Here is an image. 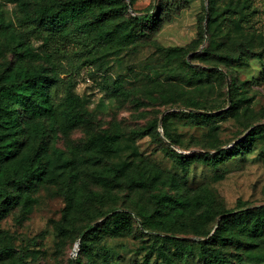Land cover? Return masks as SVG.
Here are the masks:
<instances>
[{
	"label": "rangeland",
	"instance_id": "rangeland-1",
	"mask_svg": "<svg viewBox=\"0 0 264 264\" xmlns=\"http://www.w3.org/2000/svg\"><path fill=\"white\" fill-rule=\"evenodd\" d=\"M24 1L34 16L68 0ZM125 2L97 21L114 39L77 81L82 124L29 121L14 133L0 104V144L13 135L24 143L0 160V264H264V235L249 239L238 219L216 234L225 215L264 207V129L249 137L264 126V0ZM17 10L0 0V86L52 69L42 43L14 35ZM206 114L215 116H194ZM95 135L117 138L111 153L87 149ZM219 150L234 155L214 166ZM39 166L42 182L32 175ZM7 195L14 200L2 208ZM94 224L100 231L81 252ZM211 239L223 261L202 255Z\"/></svg>",
	"mask_w": 264,
	"mask_h": 264
},
{
	"label": "trees",
	"instance_id": "trees-1",
	"mask_svg": "<svg viewBox=\"0 0 264 264\" xmlns=\"http://www.w3.org/2000/svg\"><path fill=\"white\" fill-rule=\"evenodd\" d=\"M13 1L18 3V10L10 24L14 35L29 46H32L33 43H42L52 69L50 72L45 69L34 70L26 73L20 81L12 80L0 86V104L4 105V112L7 116L4 122L10 126L14 133L23 132L25 130L24 123L29 121L39 124H42L43 120L49 121V128L52 130L62 126L67 129L76 128L85 120L83 102L75 93L77 81L83 71L94 64L99 52L114 39L109 31L101 29L97 25L100 13L105 7L115 6L119 2H122L124 8H127V4L125 0H68L56 3L53 7L40 9L33 16L24 0ZM174 5L173 3L167 5L166 9H161L157 15L158 21L170 19V11ZM180 6L179 4L176 8L179 10ZM138 20L136 18L133 21L138 23ZM152 20L150 16L144 17L141 20L142 28H147ZM261 82H264V73L261 75ZM194 116L210 118L215 114ZM263 129L264 126L256 127L251 131L249 137H253ZM116 140L115 136L95 135L88 140L87 149L97 151L101 155L109 154L112 152ZM22 145L24 143L18 135H13L11 139H5V142L0 144V160L9 162L15 159ZM230 155H234L233 150H219L211 162L217 166L227 161ZM180 158L182 162H188L191 159L188 156ZM45 172L46 170L39 166L34 169L32 175L37 178L38 182H42ZM123 172L124 170L121 169L120 174ZM114 173L115 179H118L119 171ZM96 174L93 175V178L97 182L107 186L114 185L113 181L107 182L105 177L96 176ZM22 182L24 181L20 180L19 183ZM166 198L159 196L161 201ZM13 200L12 196L7 195L2 208H5L6 204H11ZM184 204L187 205V203ZM124 216L126 215L124 214ZM112 219H116L115 223L117 224H125L121 215L115 214ZM237 219L239 226L242 227L243 232L247 233L249 239L264 235V207L249 209L239 214L225 215L221 219V224L217 226L216 234L220 233L228 221L232 220L234 225ZM97 231L100 230L94 224L89 225L86 231L82 232L81 241H79L81 252L89 248L87 240ZM229 240L234 241V238ZM169 241L174 243L175 240L170 238ZM210 241L212 239L203 243L202 255L216 262L223 261L224 254L220 249L210 247L208 245ZM259 260L264 262V255ZM72 264H82L81 257L74 258Z\"/></svg>",
	"mask_w": 264,
	"mask_h": 264
},
{
	"label": "water",
	"instance_id": "water-1",
	"mask_svg": "<svg viewBox=\"0 0 264 264\" xmlns=\"http://www.w3.org/2000/svg\"><path fill=\"white\" fill-rule=\"evenodd\" d=\"M77 246L79 247V244Z\"/></svg>",
	"mask_w": 264,
	"mask_h": 264
}]
</instances>
